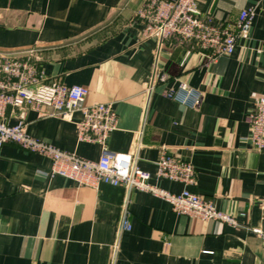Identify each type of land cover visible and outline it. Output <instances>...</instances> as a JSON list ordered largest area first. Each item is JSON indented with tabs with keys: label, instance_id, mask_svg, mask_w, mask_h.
I'll list each match as a JSON object with an SVG mask.
<instances>
[{
	"label": "crops",
	"instance_id": "obj_1",
	"mask_svg": "<svg viewBox=\"0 0 264 264\" xmlns=\"http://www.w3.org/2000/svg\"><path fill=\"white\" fill-rule=\"evenodd\" d=\"M175 1V0H171ZM145 0H0V55L34 57L45 82L85 86L84 106L117 114L108 148L132 155L151 183L164 153L189 160V190L215 202L237 225L178 215L149 193L123 186H79L51 176L49 157L16 143L0 153V264H264V152L249 141V113L264 95V0H197L203 16L235 25L255 17L250 37L230 56L178 38L162 46L138 19ZM154 83L152 92L146 85ZM184 83L202 95L197 108L166 97ZM27 110V134L98 161L102 147L79 142L73 119ZM19 111H8L11 125ZM128 200L132 229H120Z\"/></svg>",
	"mask_w": 264,
	"mask_h": 264
},
{
	"label": "built area",
	"instance_id": "obj_2",
	"mask_svg": "<svg viewBox=\"0 0 264 264\" xmlns=\"http://www.w3.org/2000/svg\"><path fill=\"white\" fill-rule=\"evenodd\" d=\"M145 25L147 37L155 38L160 46L171 38L195 41L212 50L214 57L232 55L240 40L250 37L255 10L240 12L235 25H218L213 18L203 16L197 0H146L137 12ZM154 83L146 85L149 93ZM89 90L85 86H68L45 82L34 57L16 58L0 55V153L9 143L21 145L33 153L50 158L51 176L74 181L79 186L97 189L100 185L123 186L128 191L149 193L168 202L175 213L200 217L207 221H221L236 226V219L220 211L214 201L189 190L197 183V170L189 160L164 153L157 164V177L180 183L185 189L171 193L151 183V174L140 169L132 155L109 150L107 142L117 123V114L111 104L96 103L84 106ZM166 97L189 108H197L202 95L182 83L178 89L168 90ZM46 108L44 116L73 119L81 111L83 117L76 123L79 142L98 144L102 147L98 161H91L75 153L63 151L47 142L35 139L26 131V111ZM17 110V122L9 123L8 111ZM249 141L255 151L264 152V95L249 113ZM128 200L123 207L120 229L130 231ZM252 232L264 240V231Z\"/></svg>",
	"mask_w": 264,
	"mask_h": 264
},
{
	"label": "rangeland",
	"instance_id": "obj_3",
	"mask_svg": "<svg viewBox=\"0 0 264 264\" xmlns=\"http://www.w3.org/2000/svg\"><path fill=\"white\" fill-rule=\"evenodd\" d=\"M145 2H146V0H145ZM145 2H144V3H145ZM143 5H144V4H143ZM143 5H142V6H143ZM142 6H141V8H142ZM141 8H140V9H141ZM138 11H139V10H138ZM138 11H137V12H138Z\"/></svg>",
	"mask_w": 264,
	"mask_h": 264
}]
</instances>
